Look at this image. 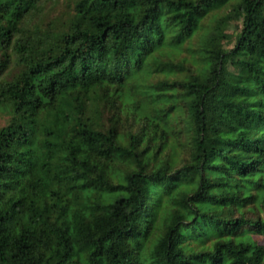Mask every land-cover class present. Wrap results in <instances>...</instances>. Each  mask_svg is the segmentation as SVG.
Instances as JSON below:
<instances>
[{
  "label": "trees",
  "instance_id": "16d2710c",
  "mask_svg": "<svg viewBox=\"0 0 264 264\" xmlns=\"http://www.w3.org/2000/svg\"><path fill=\"white\" fill-rule=\"evenodd\" d=\"M0 264H264V0H0Z\"/></svg>",
  "mask_w": 264,
  "mask_h": 264
},
{
  "label": "rangeland",
  "instance_id": "374dc122",
  "mask_svg": "<svg viewBox=\"0 0 264 264\" xmlns=\"http://www.w3.org/2000/svg\"><path fill=\"white\" fill-rule=\"evenodd\" d=\"M231 31H232V29H228V30H220V29H217V30H215L214 33H213V40H212V42L214 44H219L221 42V40H222L223 43L226 42L227 41V38L225 39L222 36L225 35V34H229Z\"/></svg>",
  "mask_w": 264,
  "mask_h": 264
}]
</instances>
